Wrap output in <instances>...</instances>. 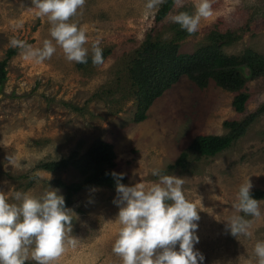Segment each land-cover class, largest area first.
<instances>
[{
	"label": "rangeland",
	"instance_id": "1",
	"mask_svg": "<svg viewBox=\"0 0 264 264\" xmlns=\"http://www.w3.org/2000/svg\"><path fill=\"white\" fill-rule=\"evenodd\" d=\"M145 3L86 0L69 23L85 29L89 50L93 40H100L104 64L90 61L81 66L68 61L59 45L41 63L24 60L10 40L42 47L51 39L50 24L35 14L31 0H0V61L15 49L6 59L0 84V191L9 198L17 190L39 198L58 189L64 196L55 180L79 182L81 170L70 162L57 171L44 170L41 164L75 153L73 160L80 163L93 144L105 141L112 146L116 172L127 177V186L157 182L150 174L157 167L162 174L184 179V195L199 215L194 248L203 254V264H255L254 244L264 240V199H259L260 219L245 217L253 221L251 238L231 235L225 220L237 214L233 204L248 177L251 190H264V70L243 69L248 99L242 112L232 107L233 91L211 78L198 86L182 71L188 56L205 50L255 63L264 55V0H213V16L202 19L191 35L170 17L181 11L194 13L197 0H183L182 7L174 4L158 22L155 14L161 5L149 11ZM141 63L150 71L143 80L166 84L168 78L169 86L152 100L146 117L135 121V92L142 78L131 69ZM157 67V74L152 73ZM251 115L245 132L215 155L205 157L188 149L195 136L225 135L229 129L224 121H243ZM182 152L187 153L185 166L170 167ZM116 197V187L97 185L73 195L67 208L73 217L71 235L78 243L56 264H122L112 251L120 227Z\"/></svg>",
	"mask_w": 264,
	"mask_h": 264
},
{
	"label": "clouds",
	"instance_id": "2",
	"mask_svg": "<svg viewBox=\"0 0 264 264\" xmlns=\"http://www.w3.org/2000/svg\"><path fill=\"white\" fill-rule=\"evenodd\" d=\"M166 2L146 0L145 8L151 11ZM85 3L86 0H31L35 14L47 18L51 39H45L42 47H33L12 38L10 45L18 48L26 61L41 63L50 59L59 45L70 62L87 64L91 52L92 64L102 66L100 40H93L89 50L85 47L89 41L85 29L69 23ZM174 3L177 7L183 6V0H174ZM212 3L213 0H197L194 13L181 11L170 20L189 35L194 34L202 19L213 16ZM8 160L14 163L11 158ZM150 174L158 177V181L149 186L144 183L127 186L120 182L122 173H113L117 192L113 203L119 208L115 220L120 225L113 253L122 264H203V254L194 248L199 242L196 235L199 215L197 207L184 195V179L162 174L158 167L150 169ZM251 188L248 177L240 184L233 204L237 214L225 220V228L235 237L251 238L253 221L245 217L256 220L262 217V201L252 197ZM70 212L58 189H50L39 198L19 190L9 198L0 191V264H28L29 261L56 264L69 247L74 248L78 243L71 235ZM253 253L255 264H264V240L256 241Z\"/></svg>",
	"mask_w": 264,
	"mask_h": 264
},
{
	"label": "trees",
	"instance_id": "3",
	"mask_svg": "<svg viewBox=\"0 0 264 264\" xmlns=\"http://www.w3.org/2000/svg\"><path fill=\"white\" fill-rule=\"evenodd\" d=\"M174 4V0H167L166 3H163L155 14V21L158 22L163 19ZM14 53L15 49H9L6 52V58L0 61V84L4 80L6 74V59ZM90 61L91 58L89 57L88 62ZM185 64V71L182 72L189 76L198 86H204L206 81L211 78L217 85L233 91L235 95L232 99V107L236 112H242L248 99V95L243 91L245 82L243 69L248 66L250 70L255 67L264 70V55L258 57L255 63L248 65V63H241V61L235 58L224 57L223 54L219 53L217 50H205L203 53H195L188 56ZM79 65L82 66L83 64ZM138 68L131 69V73L134 76H141L142 78V86L139 91L137 90L135 92L139 102V111L135 121H141L146 117L145 111L152 100L158 97L162 91L169 86L168 78L165 77L163 78L166 79L164 81L166 84L155 81L152 82L151 80H143V78L147 76L146 73L150 74V71L145 69L143 63H141ZM156 71H159V67L154 68V71L151 72L155 74ZM160 74L163 76L165 72L161 71ZM251 119L252 115L243 121L226 120L223 122V125L229 129L227 134H199L193 138L188 149L201 156H213L227 148L234 139L242 135ZM75 154L70 158H63L59 161H45L40 166L47 171H57L66 168L70 162L74 166H78L81 170L83 177L79 182L67 184L60 179L55 180V183L64 189L66 207L70 205L73 195L86 186L97 185L109 188L116 187V179L113 173H117V162L115 161V153L111 144L105 141L96 142L91 146L89 151L80 158V163L79 161L73 160ZM186 157L187 153L182 152L170 167H184L186 164ZM126 180L127 177L123 175V179L120 182L125 184ZM251 195L257 200L264 199V190L252 189Z\"/></svg>",
	"mask_w": 264,
	"mask_h": 264
}]
</instances>
